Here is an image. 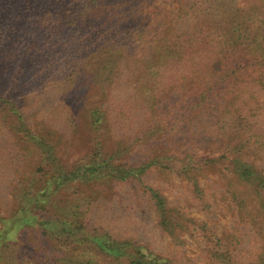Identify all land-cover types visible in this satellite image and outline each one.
<instances>
[{"label": "trees", "instance_id": "trees-1", "mask_svg": "<svg viewBox=\"0 0 264 264\" xmlns=\"http://www.w3.org/2000/svg\"><path fill=\"white\" fill-rule=\"evenodd\" d=\"M245 3L0 0V106L5 108L0 115H12L17 131L30 136L38 151L37 159L25 164L29 154L16 152L0 126V179L10 183L0 191L7 190L12 210L11 216L0 213V236L32 229L54 241L55 248L41 251V264H183L171 246L161 248L143 237L137 218L144 208L154 214L159 230L181 238L180 245L187 236L205 240L206 257L199 264H264V0ZM192 82L196 91L183 99L180 112L188 118L213 100L207 119L199 117L194 128L217 142V155L171 153L123 161L120 155L128 148L105 150L100 133L110 116L123 129L148 118V132L155 123L164 132L166 120L155 122L154 114L161 95ZM91 83L109 97L110 109L104 98L88 109L96 141L89 153L69 163L34 131L31 113L19 103L24 95L41 96L38 114L72 132L76 120L67 116L68 100L74 107L81 87ZM176 120L168 123L176 128ZM221 160H229L258 195L257 212L243 199L237 223L242 235L234 232L228 239L212 224L226 204H216L200 180L173 195L155 178L157 170L191 176ZM83 185L133 186L137 203L120 197L116 205L106 192L78 197Z\"/></svg>", "mask_w": 264, "mask_h": 264}, {"label": "rangeland", "instance_id": "rangeland-1", "mask_svg": "<svg viewBox=\"0 0 264 264\" xmlns=\"http://www.w3.org/2000/svg\"><path fill=\"white\" fill-rule=\"evenodd\" d=\"M79 1L83 2L84 0ZM242 2L244 5H247L245 2H248V0H242ZM16 45L15 47H17ZM15 54L16 51H12L6 55ZM19 86L20 84H18L17 89ZM183 88V90L180 88L178 91L170 88L161 95V99L163 100L157 105L156 111L154 112L157 118L154 119L155 122L159 118L166 120L163 122L164 132L158 130L157 123L154 124L153 130L148 132L146 128V123L149 121L148 118L140 121L135 126L125 127V129H123V127L117 124L116 119L110 116L108 128L100 133V138L104 142L105 150L108 152H117V149L128 148V150H124L120 155L123 161H140L149 156L169 155L171 153L182 155L187 152H193L200 156L209 153L218 154L219 149L217 144H215L217 142L213 143L212 140L203 137V134L199 133L200 131H198V128H194V122L199 117L204 116L207 119L206 115L210 113V110L213 108L212 106H214L213 100H210V103H207L200 109L195 108L196 110L189 113L188 118L184 119V112H180V109H182L181 102L186 96L196 91L197 84L192 82L187 87L185 86ZM20 91H22V89H20ZM100 93L102 92H98L97 87L91 83L87 87H81V91L76 95L78 99L75 101L74 107H70V101L68 100L69 107H66L67 116L76 120L72 132L69 131V128L62 129L60 124L53 120L49 121L46 116L38 114L41 105L44 104V100L41 99V96L24 95L19 105L24 113H31L30 120L34 127V131L41 133L40 135L46 136L52 146L58 149L61 157L64 160L67 159L66 161H69V163H73L84 154L89 153L96 141L95 137L97 136V132L94 133L90 124L87 115L88 109L98 102L102 103V98H104L106 109H110L111 100L105 92L103 94ZM214 102L216 104L220 103L215 99ZM3 107L4 106L1 105L0 110H5ZM175 118L177 119L176 128L168 123V121H170L172 124ZM14 123L15 119L12 115L8 117L0 115V126L6 127L4 132L5 141L9 140L11 145H14L16 152L21 151L24 152L25 155L27 153L29 154L30 157L26 158V164L27 160L32 157L33 159H37L38 151L34 143L30 140V136L19 133ZM163 123L161 124L162 127ZM49 129L56 133H52ZM1 145L2 143H0V146ZM32 166L34 165L30 167ZM233 169L229 160H221L214 165L204 168L200 172H195L191 176H186V174L181 176L179 174L157 170L155 172V178L163 182L168 189L170 188V192L173 195H176L179 190H188L190 187L194 188L197 185V180H200L201 185L209 192L210 197H212L216 204L219 201H223L226 204L224 208L217 213L216 216L218 219L214 220L212 224L215 226L216 233L219 236L228 239L233 236L234 232L242 235V232L238 231L237 223L240 214L239 205L243 204V199L246 205H251L250 209L252 212H257L256 203L258 195L255 191L256 189L241 181L234 173ZM4 183L9 182L4 178L0 179V187ZM132 187L133 186L128 185H112L110 187L107 185L99 187H97V185H83L79 189L78 197L95 196V198H97V193L101 194L102 192H106V194L115 201L116 205L120 206V197L124 199L129 198V203L134 204L137 203V199L135 198V200H133L135 193ZM6 191L7 190L4 192L0 191V213L2 214L6 210L11 216L12 210L9 204L7 205V199L5 198ZM190 192H192V189ZM16 205L17 203H14L12 206L16 207ZM143 209L144 208H142V211H140L141 213L138 214L139 216L137 215L139 217L137 219L141 221L140 227L144 238L158 244L161 248H165L166 245L171 246L170 248L172 252L175 253V258L182 261L183 264H199L205 259V247L202 246V243H205L204 239L199 236L197 238L187 236V234L183 233L189 240L183 245H180L182 241L181 238L175 237V240H173L169 235L159 230L156 227L157 223L154 214L147 209ZM194 210L197 211L198 215L206 219L208 218L209 221L210 217L206 214L204 215V213H199L197 206ZM11 226H13V224ZM11 226H8V232L12 230ZM203 232L205 234L206 232L208 233L206 230ZM16 233L17 232H14V236L11 238L8 237V233L2 232L0 236V243L2 242L0 245V264H41V251L51 247L55 248L56 243L54 241L53 243L46 242L44 237L32 229H26L18 236ZM63 253H65V250H63ZM62 264L68 263L63 262ZM102 264L125 263H115L106 260L103 261Z\"/></svg>", "mask_w": 264, "mask_h": 264}]
</instances>
